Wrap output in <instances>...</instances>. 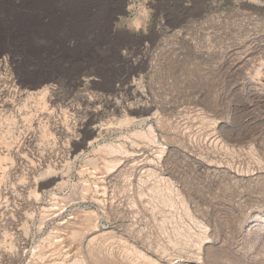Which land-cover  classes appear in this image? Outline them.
Here are the masks:
<instances>
[{
	"label": "rangeland",
	"instance_id": "rangeland-1",
	"mask_svg": "<svg viewBox=\"0 0 264 264\" xmlns=\"http://www.w3.org/2000/svg\"><path fill=\"white\" fill-rule=\"evenodd\" d=\"M0 264H264V0H0Z\"/></svg>",
	"mask_w": 264,
	"mask_h": 264
},
{
	"label": "bare ground",
	"instance_id": "bare-ground-1",
	"mask_svg": "<svg viewBox=\"0 0 264 264\" xmlns=\"http://www.w3.org/2000/svg\"><path fill=\"white\" fill-rule=\"evenodd\" d=\"M16 18V17H15Z\"/></svg>",
	"mask_w": 264,
	"mask_h": 264
}]
</instances>
